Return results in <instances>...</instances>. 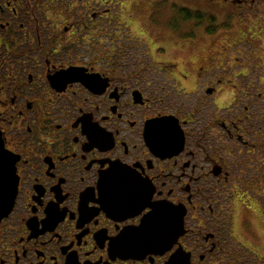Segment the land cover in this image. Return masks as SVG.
<instances>
[{
	"label": "flooded vegetation",
	"instance_id": "obj_1",
	"mask_svg": "<svg viewBox=\"0 0 264 264\" xmlns=\"http://www.w3.org/2000/svg\"><path fill=\"white\" fill-rule=\"evenodd\" d=\"M122 1L0 0V264H264V78L149 32L197 47L264 0Z\"/></svg>",
	"mask_w": 264,
	"mask_h": 264
},
{
	"label": "rangeland",
	"instance_id": "obj_2",
	"mask_svg": "<svg viewBox=\"0 0 264 264\" xmlns=\"http://www.w3.org/2000/svg\"><path fill=\"white\" fill-rule=\"evenodd\" d=\"M136 3H133L132 0H123L122 4L126 6V10L128 13L133 12L136 14L135 11L140 10H148L149 5L146 0H133ZM149 1V0H148ZM175 1L178 5H182V3H186L188 5H195V0H170ZM137 4V5H135ZM198 8L203 9L202 2L198 0L197 2ZM150 7H157V4H151ZM139 22V23H138ZM137 24L138 27L141 29L142 25L145 26V20L143 18L139 19ZM218 22L224 24L225 28L217 29L214 33L217 36L209 37L205 36L203 31L199 29V45L196 47L193 45L185 46L180 44L177 40L171 39L168 37L167 32L159 31L157 29H151L149 27L150 32V40L155 41V44H161L166 49V53L164 56H153V60L155 61H166V62H185L181 64L182 66H187L186 62H198V68L206 66L209 67V62H214L213 67L221 66L222 62H227V66H223L226 70L225 74H221L222 76H227L226 73H231L230 76L238 75V73H244L251 78H264V17L259 18H237L232 17V19L225 18L220 16L218 18ZM166 28L167 25H166ZM144 30H147L144 28ZM158 36H165V40L163 41H156ZM147 42L146 39H144ZM224 46L225 48L230 46L227 51L222 52L221 48ZM153 50V49H152ZM144 50L134 51L131 50L132 57L136 55V53L141 54ZM152 52V51H151ZM153 53V52H152ZM239 53V54H238ZM226 57V58H225ZM147 58L142 57V61L145 62ZM149 59L146 60V62ZM204 62V63H203ZM238 62V63H237ZM243 64L240 70H237L238 66ZM233 72V73H232ZM213 75H220V73H213ZM234 82V81H233ZM260 82V81H259ZM261 82H264L263 80ZM234 84H230L229 87V97L233 98L234 91H233ZM224 90H228L225 88ZM222 98H227L225 92H222ZM264 207V205H263ZM237 216L242 218H246V220H250L252 224L251 227L253 230L257 231L258 233L262 230L261 224L255 223L254 219H248L245 216V213L242 210V207L239 205L237 209ZM260 227V228H259ZM264 239V236H261Z\"/></svg>",
	"mask_w": 264,
	"mask_h": 264
},
{
	"label": "water",
	"instance_id": "obj_3",
	"mask_svg": "<svg viewBox=\"0 0 264 264\" xmlns=\"http://www.w3.org/2000/svg\"><path fill=\"white\" fill-rule=\"evenodd\" d=\"M0 154H2L4 157V154L2 152H0ZM4 184H6V181L4 180L2 186V180H0V219L6 217L8 213L11 211L14 200V193L10 189L8 192V189L4 187ZM2 187L5 189L3 192H2ZM151 225L153 226L154 224ZM158 228H159V224H158ZM164 228L168 229L169 226L166 224ZM167 264H176V261L175 259H172Z\"/></svg>",
	"mask_w": 264,
	"mask_h": 264
},
{
	"label": "snow or ice",
	"instance_id": "obj_4",
	"mask_svg": "<svg viewBox=\"0 0 264 264\" xmlns=\"http://www.w3.org/2000/svg\"><path fill=\"white\" fill-rule=\"evenodd\" d=\"M3 166V155L0 154V168H2ZM147 199L150 200L151 196H150V190L148 191V196ZM151 206L154 210L157 209L158 207H165V206H159V205H149L148 203H144L141 208L138 209V211H142L144 207H149ZM149 217H145V220H147ZM170 246V245H169Z\"/></svg>",
	"mask_w": 264,
	"mask_h": 264
}]
</instances>
